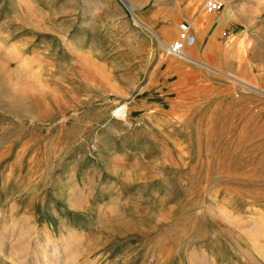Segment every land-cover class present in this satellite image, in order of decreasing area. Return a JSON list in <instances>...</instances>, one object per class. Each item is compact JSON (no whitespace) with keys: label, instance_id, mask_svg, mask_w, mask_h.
I'll list each match as a JSON object with an SVG mask.
<instances>
[{"label":"rangeland","instance_id":"rangeland-1","mask_svg":"<svg viewBox=\"0 0 264 264\" xmlns=\"http://www.w3.org/2000/svg\"><path fill=\"white\" fill-rule=\"evenodd\" d=\"M205 2L0 0V264H264V24L154 34Z\"/></svg>","mask_w":264,"mask_h":264},{"label":"crops","instance_id":"crops-1","mask_svg":"<svg viewBox=\"0 0 264 264\" xmlns=\"http://www.w3.org/2000/svg\"><path fill=\"white\" fill-rule=\"evenodd\" d=\"M263 14L264 0H228L226 6L221 11L214 13H205L203 11L196 15H192L188 18V24L191 34L196 37L197 47H202L201 49L204 51L202 56L203 60H208L211 55L210 53L216 48L214 41L215 28L229 29L237 34L244 28L257 31L263 27L264 23L261 20ZM244 41L245 39H243V42ZM189 48H191L192 51L197 50L193 46ZM161 62H158L157 67H161ZM168 65H170L171 68L173 67L175 76L178 71L176 62L169 60ZM163 73L164 71L161 76ZM151 103L156 104V102Z\"/></svg>","mask_w":264,"mask_h":264},{"label":"built area","instance_id":"built-area-1","mask_svg":"<svg viewBox=\"0 0 264 264\" xmlns=\"http://www.w3.org/2000/svg\"><path fill=\"white\" fill-rule=\"evenodd\" d=\"M228 0H206L203 5V11L205 13H214L221 11L227 4ZM196 44V37L190 32V26L187 22H183L179 26V34L177 39L166 47V52L171 56L182 57L185 55L186 50ZM122 105L121 107H123ZM128 110V107L126 105ZM128 113V112H127ZM128 118V115H125Z\"/></svg>","mask_w":264,"mask_h":264},{"label":"bare ground","instance_id":"bare-ground-1","mask_svg":"<svg viewBox=\"0 0 264 264\" xmlns=\"http://www.w3.org/2000/svg\"><path fill=\"white\" fill-rule=\"evenodd\" d=\"M134 19H135V21L137 22V23H139V24H141L142 25V23H141V21L139 20V17L137 16V15H135L134 14ZM155 34V36L157 37V39L159 40V43H160V45L164 48V49H166V47H170V45L169 46H167V44L162 40V38L161 37H159L156 33H154ZM217 44V43H216ZM219 47V46H218ZM217 47V45H216V50L215 51H217L218 48ZM222 51V49H221V47H220V49H219V51ZM186 54V53H185ZM220 54V53H219ZM182 59H185V60H191V61H195L196 62V60H194L193 58H191L190 56H188V55H184V56H182L181 57ZM209 68H211V67H209ZM243 84V83H242ZM128 107V106H127ZM127 108H126V105H124L123 107H119L117 110H116V114H115V116H117V118L118 119H120V120H124V121H127V118H125V115L127 114L128 115V113H127ZM80 196V195H79ZM52 257V256H51ZM56 257V256H55Z\"/></svg>","mask_w":264,"mask_h":264}]
</instances>
